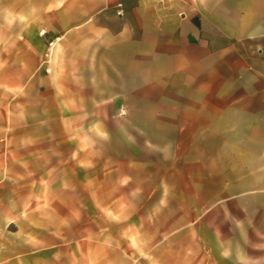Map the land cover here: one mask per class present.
Masks as SVG:
<instances>
[{
	"label": "crops",
	"instance_id": "obj_1",
	"mask_svg": "<svg viewBox=\"0 0 264 264\" xmlns=\"http://www.w3.org/2000/svg\"><path fill=\"white\" fill-rule=\"evenodd\" d=\"M6 6L0 264L264 261V0ZM149 151L172 169L145 192ZM152 197L189 224L133 222Z\"/></svg>",
	"mask_w": 264,
	"mask_h": 264
},
{
	"label": "rangeland",
	"instance_id": "obj_2",
	"mask_svg": "<svg viewBox=\"0 0 264 264\" xmlns=\"http://www.w3.org/2000/svg\"><path fill=\"white\" fill-rule=\"evenodd\" d=\"M6 1L7 0H0V21H3L4 18L12 17V13H9L10 7L6 6ZM147 157H148L149 165L148 167H146L145 170H146V174L149 176V180L147 181L146 184H143L142 186L143 188L142 190L145 192H149L151 189H153V187L156 186V182H155L156 177L161 176L164 172H167L172 169L171 167L160 165L161 154L159 152L149 151ZM99 169L100 171H102V168H99ZM116 170H120L122 172L124 168L117 166ZM89 171H90V168H89ZM143 172L144 170L141 173L143 174ZM137 174L138 175L140 174L139 170H137ZM136 189H139V187L133 186L132 190L134 191ZM84 201H85V204L90 202V200H86V199ZM190 201L191 200H189L188 198H180L179 200H171V199L159 200L156 197H152L150 199L133 198L132 199V215L130 216V218L133 222L142 218V219H147L149 222H152L153 220L157 219L160 222H163L165 224H170L171 220L169 218L171 216L169 214L165 216L159 215L157 217L155 215H152L151 211H153V208L157 207L158 205L165 207V208H172V207H175L176 205H179L180 224L181 226H185L189 224V217H190L189 215L185 213V209H186L185 207L189 204ZM148 210H149V213L145 212ZM113 220L114 222L118 223L120 220V216L113 217ZM260 243H263V242L260 241ZM260 255H261L260 256L261 258H264V248L260 249ZM259 264H264V261L260 262Z\"/></svg>",
	"mask_w": 264,
	"mask_h": 264
}]
</instances>
